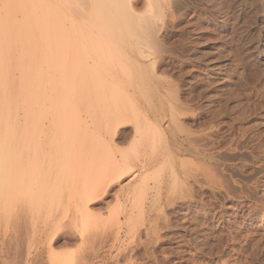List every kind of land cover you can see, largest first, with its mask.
Masks as SVG:
<instances>
[{"label": "rangeland", "instance_id": "1", "mask_svg": "<svg viewBox=\"0 0 264 264\" xmlns=\"http://www.w3.org/2000/svg\"><path fill=\"white\" fill-rule=\"evenodd\" d=\"M48 1L62 25L61 35L51 27L50 38L65 48V82L73 75L78 84L143 81L160 90L137 99L139 115L110 98L95 118L83 92L85 102L73 110L85 130L74 151L84 157L94 141L107 139L97 158L125 159L132 170L102 180L84 230L82 177L63 182L51 219L47 205L11 196V216L0 224V264H49L50 250L72 264H264V0H132V8L129 0ZM47 103L42 124L29 143L19 137L16 150L20 169L43 171L54 186L61 183L63 141ZM143 108L165 129L157 143L141 144L147 156L134 137L145 124ZM143 161L150 168L142 169ZM117 221L123 224L118 239Z\"/></svg>", "mask_w": 264, "mask_h": 264}, {"label": "bare ground", "instance_id": "2", "mask_svg": "<svg viewBox=\"0 0 264 264\" xmlns=\"http://www.w3.org/2000/svg\"><path fill=\"white\" fill-rule=\"evenodd\" d=\"M128 6L130 8L133 7L132 0L128 1ZM56 9L58 10L57 7ZM56 9L54 12L48 0H6L0 3V224H2L3 220L9 219L11 199L14 198L11 196H14V195L15 196L18 195L19 198H21L22 200H25V199L27 201L29 200V203L33 202L34 205L41 204L43 206V204H45L44 208H46V205H47V208H46L47 210L41 209L39 210V213L40 214L41 212L43 213V210H44L45 211L44 214L47 216L45 217L47 219L48 218L51 219V215L53 212L52 209L58 203L56 199L61 200V194L59 193V188L61 187L63 182L70 178L72 181V177L73 178L76 177L75 183L77 184V180H78L77 178L82 177L83 182H81L82 184H81V190H80L82 192L81 194L79 193L80 194L79 197H81L82 198L81 200L85 202L84 203L85 208L84 210L83 209L81 210L82 212L81 214L83 215H82L80 226L82 225V230H84L90 223L89 222L90 216H88L89 203L93 200L94 195L102 190V186H101L102 180L104 178L107 179L106 176H108L110 173L111 175L116 174V177L119 174L118 176L121 177V173H123L124 168L127 169L128 171L132 170V168H131L129 161H126L125 159H123V161L121 162L116 157L111 158L110 157L111 155H109L110 158L108 157V159L106 158L105 155H104L105 156L104 159L102 160L97 158L99 154L97 151V148L100 146H104L106 143L105 140L107 139H97L96 142L94 141V147H92L91 149L93 150L94 148V150L93 151L90 150L91 152L89 153V155L86 154V156L84 155V157L76 153L78 152L77 150L76 152L74 151L75 149H78V150L80 149L79 145L82 142V138H81L83 137L82 133H84V130H85V128H81L83 127L82 125L83 122H79L80 119H78L75 110H73L75 107V104H78L79 102L88 101L86 103L87 110L90 112L89 114L91 115V118L92 116L93 118H95V115L97 114L96 112L100 110L101 108L104 109V107H108L107 99H110V98H111L110 100L112 101V104L119 102V100H124L123 103L125 102L127 104L126 105L124 103L126 106H128L129 104L128 107L130 109L134 108L135 114H138V113L140 114L141 110L137 106V105H140V103L138 102L137 99H139V97H144V100H145L146 98L145 93L147 91L155 90V89L160 90V87L157 85L143 83V81H141L142 83L141 82L127 83V85L129 84L128 86L121 84L120 82L118 84V82L116 83L114 81L112 83L110 82L109 84L99 82V83H95L91 85L86 84L85 82H84L85 84L83 82H81V84H78L79 81H77L76 82L77 84H76L75 82H72V80L74 79L76 80V78L73 79V77H75L73 75L71 76V81L69 80L70 82L69 81L65 82V80H67V77H68L67 76L68 74L66 75V73L68 72L69 67L66 68L64 64L65 62H63L64 58L67 59V57L62 54L65 52L63 50L65 48H61V45L63 46V44L59 46L60 44L59 39H61V37L59 38L57 34L58 32L60 33L61 31V27H60L61 24H59V19H58V14H57L58 11L56 12ZM53 12L57 15L55 16ZM51 16L52 18L53 16H55L54 18L56 19V21L55 19L51 20ZM53 25L55 26V28L53 27V31L58 30V32L56 33L57 38H55V40L57 39L56 41L59 43L58 45L56 44V42L54 43L52 39L50 38V30ZM105 26L106 27H104V29L111 30V27H109L108 25H105ZM106 34L108 35V33ZM79 37H80V34H79ZM78 38H76V40ZM105 38H107V36ZM106 42L108 44V41ZM74 43L75 42H73V44ZM89 48H91V46ZM108 49H107L108 52L107 51L106 52L109 55L110 50ZM99 51L103 53L102 50L99 49ZM93 52H94V49H93ZM87 53L88 52H86V55ZM143 57L145 59H148L147 56H143ZM137 62L142 64L140 60H137ZM74 69H75V66H74ZM124 71H126V69ZM84 91L86 92L85 93L86 99L85 101H82L83 100L82 97H84L83 95ZM48 92H49V99L47 96ZM47 102L50 103V110H52V112H54L57 115V118H58L57 124L59 126L60 131L62 132L61 141L64 142V143L62 142L60 145V147L63 145L61 147L62 152L60 154L61 170H60L59 181L61 183L60 184L56 183L54 185L55 187L52 184L49 185V183L47 182L45 183L46 181L44 179L45 175H42L44 173H41L43 171L31 174L30 172L32 170L29 171L27 169L28 172L31 174L30 175L23 168H21L22 169L21 170L19 168L21 166H19L20 160H18L17 158L18 153L16 150L17 149L16 147L21 143L20 142L21 140H19V137L23 139L24 141L23 143L25 142L29 143L30 133L36 132L38 128L40 127V125L42 124L43 116H45V111L47 110L45 109L46 108L45 103ZM150 107L151 108L153 107L152 109H154V105ZM137 108L140 111H137L138 110ZM147 108L149 109V107ZM146 109L143 110L145 111V113L142 115L143 117L141 116L143 118V122H145V124H143L145 127L144 126L142 127V124H140L141 127L137 125V129L134 135V137L137 139L138 146H140L138 149H143V152H142L143 154L146 153L144 152V150L145 151L147 150L145 148H142L144 147L143 142L144 143L148 142V139L149 140L154 139L157 143V139L160 138L159 136L162 134V132H164L163 130H165L161 128V120L153 121L152 118L150 117L151 116L150 113L152 111H149L150 112L149 113L148 111H146ZM178 109L179 108H177V110ZM123 112L126 113V111H122V113ZM127 113H126V116L128 117ZM130 115L133 116V114H130ZM22 116L24 118L23 122L20 121L21 118L19 119V117H22ZM116 119L114 121L117 122L118 124L119 121L121 120L120 116L119 118L116 117ZM112 122H111V125H112ZM96 129H97V125H96L95 130ZM146 129H150V130H146ZM113 131L114 130L112 129V132ZM109 132L110 131L108 130V133ZM148 133H149V136L151 133L150 138H148ZM116 134L114 133V135L112 134V136L111 135L110 136L114 137ZM89 142L90 141L88 140V143ZM134 146H137V144H135ZM88 147H91V144ZM101 149L103 150V147L100 148L99 151ZM134 149H135L134 150L135 152L136 147ZM104 153H107L106 150H104ZM136 153H137L136 154L137 157H139L138 152ZM140 153L141 152H139V155ZM146 154L145 156H147ZM145 159L147 161V157H145ZM149 162L151 163L152 161H147V163ZM72 163L75 164V167H79V169H77L76 171L70 170V168L72 167L71 165ZM147 163H144L143 161V163H141V168L144 170L147 168H150L148 167ZM40 175L43 176L42 177L43 181L42 179L39 178ZM145 175H148V174H145ZM145 175L143 179L144 182L146 181V178H147V176L145 178ZM68 181L69 180H67L66 183H68ZM72 186H74V182ZM142 186H144V184H142ZM142 186L141 188L143 189L144 187ZM16 189L17 190L19 189V191H16ZM35 190L36 192H34ZM11 193L12 194L15 193V194L12 195ZM41 199L44 201H42ZM117 214H119V212ZM53 216L54 215H52V217ZM131 218L132 217L127 216L126 220L130 222L129 219ZM135 219L133 218L134 222H135ZM118 222L119 221H117V223ZM116 226L118 230L116 228L117 232H116L115 237L116 239H118L120 237L123 224L122 222H119L118 224H116ZM54 228H56V226H54ZM55 235H53L52 233V237L49 238L48 245H50V248H51V244H53V240H55L54 239ZM50 251L51 252H50L49 258L51 260H49V264H72L73 263L71 258L69 257L65 258L64 257L65 255L63 256V254L55 253L53 252V250H50Z\"/></svg>", "mask_w": 264, "mask_h": 264}]
</instances>
